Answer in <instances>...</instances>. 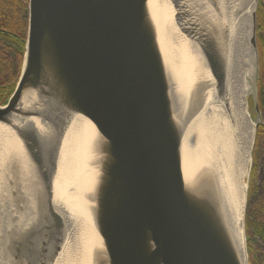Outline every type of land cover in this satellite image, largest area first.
Segmentation results:
<instances>
[{
    "label": "water",
    "instance_id": "obj_1",
    "mask_svg": "<svg viewBox=\"0 0 264 264\" xmlns=\"http://www.w3.org/2000/svg\"><path fill=\"white\" fill-rule=\"evenodd\" d=\"M254 3L251 166L262 124ZM225 19L222 0L28 1L20 76L0 105L1 264H53L61 252L67 226L55 182L77 117L88 139L80 188L89 264H250V173L242 216L229 210L223 169L200 161L201 142L189 135L209 101L230 113ZM172 26L201 68L174 44Z\"/></svg>",
    "mask_w": 264,
    "mask_h": 264
},
{
    "label": "bare ground",
    "instance_id": "obj_2",
    "mask_svg": "<svg viewBox=\"0 0 264 264\" xmlns=\"http://www.w3.org/2000/svg\"><path fill=\"white\" fill-rule=\"evenodd\" d=\"M222 5L230 29V113L219 101H209L202 114L193 122L189 135H194L201 142L195 156L212 167L223 169L226 181L223 185L230 202L229 210L230 207L236 209V214L239 211L243 216L247 179L252 172L254 119L249 112L248 98L255 92L256 82V53L250 43L255 3L254 0H222ZM171 29L177 37L175 42L172 40L174 44L181 45L185 57L195 60L197 69L201 68L194 45L185 41L174 26ZM160 33L168 47L173 44L166 31ZM197 69H194L195 75ZM0 132L3 133L1 129ZM87 144L86 120L77 117L65 137L55 182L54 205L65 219L67 238L53 264H89L90 261L94 246L93 230L80 188L85 181L83 164Z\"/></svg>",
    "mask_w": 264,
    "mask_h": 264
},
{
    "label": "trees",
    "instance_id": "obj_3",
    "mask_svg": "<svg viewBox=\"0 0 264 264\" xmlns=\"http://www.w3.org/2000/svg\"><path fill=\"white\" fill-rule=\"evenodd\" d=\"M27 26L28 9L22 0H0V29L3 30L0 31V105L6 103L17 85L24 58ZM259 36L264 38L260 32ZM258 104L264 121V62H261ZM255 150L246 208V234L250 264H264V125L259 127ZM257 168L259 172L255 177Z\"/></svg>",
    "mask_w": 264,
    "mask_h": 264
},
{
    "label": "flooded vegetation",
    "instance_id": "obj_4",
    "mask_svg": "<svg viewBox=\"0 0 264 264\" xmlns=\"http://www.w3.org/2000/svg\"><path fill=\"white\" fill-rule=\"evenodd\" d=\"M28 1L29 0H22L23 4L27 6L28 9ZM259 14H260V33L264 35V0H260L259 3ZM0 31H3L0 29ZM264 39V38H263ZM258 37V45H259V50H260V55H261V62H264V58L262 59V55L264 54V40Z\"/></svg>",
    "mask_w": 264,
    "mask_h": 264
},
{
    "label": "rangeland",
    "instance_id": "obj_5",
    "mask_svg": "<svg viewBox=\"0 0 264 264\" xmlns=\"http://www.w3.org/2000/svg\"><path fill=\"white\" fill-rule=\"evenodd\" d=\"M250 101H251V100H250V97H249V112L252 113L253 116H254V113H253V107H252V104L250 103ZM255 152H256V150H255ZM256 155H257V153H255V157H257ZM258 161H259V160H258ZM258 167H259V166H258ZM258 172H259V169L257 168V170L255 171V177L258 176ZM255 241H257V240H254V242H255Z\"/></svg>",
    "mask_w": 264,
    "mask_h": 264
}]
</instances>
